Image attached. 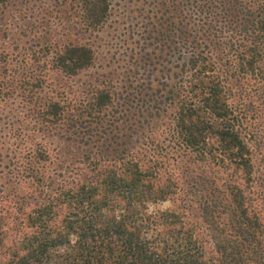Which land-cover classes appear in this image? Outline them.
<instances>
[{"label": "trees", "instance_id": "obj_1", "mask_svg": "<svg viewBox=\"0 0 264 264\" xmlns=\"http://www.w3.org/2000/svg\"><path fill=\"white\" fill-rule=\"evenodd\" d=\"M39 6L0 48V264H264V0Z\"/></svg>", "mask_w": 264, "mask_h": 264}, {"label": "rangeland", "instance_id": "obj_2", "mask_svg": "<svg viewBox=\"0 0 264 264\" xmlns=\"http://www.w3.org/2000/svg\"><path fill=\"white\" fill-rule=\"evenodd\" d=\"M53 0H12L8 8L2 13V10H0V17L3 16V20L0 23V48H12V45L19 43V45L24 44L25 41L29 38L28 33L27 35H23L21 31H19V26H22L24 30H26V26L31 28L32 23H34L35 19L41 22V18L44 16L42 13L41 14H36L38 13L39 5H48L50 6L51 2ZM44 2L45 4H43ZM37 15V16H36ZM35 25V24H34ZM6 30V34H8V37H4L2 35L3 31ZM110 35L107 37V42H110L112 44V29L109 30ZM106 37V36H105ZM107 46H104L103 51ZM7 111L4 109L3 105H0V118H3V112ZM4 120L0 119V144H2V141H9L12 142L14 140L13 137L10 136V133L8 132L9 129H7V132H4ZM7 135L5 137L4 135ZM38 138H40V135L38 134ZM31 142H35V138L33 139L31 137ZM41 140V139H40ZM48 141V138L46 142ZM49 147V146H48ZM0 154H5L0 150ZM169 203H165L164 207H166ZM207 249L205 252V257L210 260L216 262V251L214 247L208 243L207 244ZM216 264H218L216 262Z\"/></svg>", "mask_w": 264, "mask_h": 264}]
</instances>
